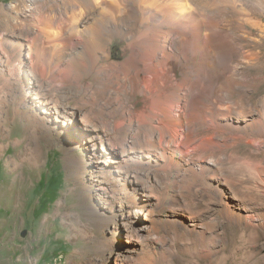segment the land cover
<instances>
[{"label":"rangeland","instance_id":"rangeland-1","mask_svg":"<svg viewBox=\"0 0 264 264\" xmlns=\"http://www.w3.org/2000/svg\"><path fill=\"white\" fill-rule=\"evenodd\" d=\"M42 1L43 12L64 21L66 8L59 0ZM30 5L31 0H0L5 8L0 41L6 45L0 56V264H264V230L256 221L248 225L226 218L219 196L208 187L212 171L202 169L195 183L187 184L171 171L143 164L139 151L118 162L121 155L113 157L112 149L133 134L129 129L118 135L102 124L113 118L91 112L94 77L74 81L65 64L44 63L43 57V75L32 76L29 59L13 50L26 35L33 36L21 22ZM122 47L115 38L114 60L124 59ZM212 78L201 79L193 92L192 136L182 149L202 163L214 161L220 177L252 199L246 207L256 220L264 217V57L242 73L230 97L213 92ZM122 104L115 106L124 116ZM82 118L94 121L95 132L81 127ZM146 173L162 176V189L173 195L159 200L156 189L147 205ZM173 206L191 208V220L200 228L193 230ZM144 213L152 214L153 224ZM142 224L151 226L144 238Z\"/></svg>","mask_w":264,"mask_h":264},{"label":"bare ground","instance_id":"bare-ground-1","mask_svg":"<svg viewBox=\"0 0 264 264\" xmlns=\"http://www.w3.org/2000/svg\"><path fill=\"white\" fill-rule=\"evenodd\" d=\"M59 1L66 8L63 22L41 10L46 4L42 0H31L30 9L23 13L21 22L33 31V36L26 35L13 50L18 58L25 54L29 59L32 76L37 79L43 75V57L44 63L65 64L67 74L74 81L94 77L93 96L88 103L91 112L113 118L102 124L109 125L118 135L129 129L133 134L126 143L112 149L113 157L121 155L118 162L126 163L130 153L139 151L143 154V164L161 173L171 171L176 179L187 184L196 181L199 172L206 168L212 171L208 187L219 196L226 218L238 223L245 221L248 225L256 221L264 230V217L255 220L251 215L254 210L247 208L246 203L252 199L237 184L220 177L222 172L214 161L202 163L182 149L192 136L191 97L204 81L201 79L213 76V92L219 97L222 94L230 97L242 73L252 62L264 57V0ZM9 7L13 10L15 5ZM4 12L5 8H0V16ZM115 38L123 42L122 61L112 56ZM5 46L0 41V56ZM41 84H37L40 93L45 94L46 88ZM121 102L126 111L124 116L115 106ZM71 115L75 117L76 113ZM82 125L91 132L96 130L92 119L82 118ZM107 135L111 137L110 132ZM103 136L97 137L102 143L106 141ZM87 138L91 142L94 139ZM108 151L110 155L112 152ZM104 155L102 158L108 159ZM131 176L135 180L140 178L137 174ZM142 178L150 190L147 205L156 189H160L159 200H166V196L175 192L162 189V176L158 174L146 173ZM140 197L142 205L144 201ZM232 200L242 204L234 205ZM177 203L181 207L182 201ZM175 212L187 216L193 230L200 228L192 221L195 216L191 208L183 207ZM151 215L144 213V219L151 221ZM142 230L140 237L144 238L150 234L151 226L145 224Z\"/></svg>","mask_w":264,"mask_h":264}]
</instances>
